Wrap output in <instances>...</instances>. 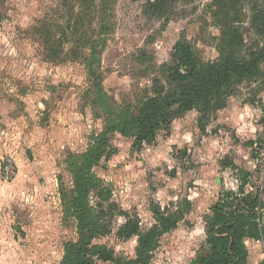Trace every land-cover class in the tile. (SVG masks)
I'll return each mask as SVG.
<instances>
[{"label": "rangeland", "instance_id": "1", "mask_svg": "<svg viewBox=\"0 0 264 264\" xmlns=\"http://www.w3.org/2000/svg\"><path fill=\"white\" fill-rule=\"evenodd\" d=\"M152 1L0 0V264H62L67 244L79 241L77 221L69 213L73 160L92 148L121 110L130 106L134 115L139 112L178 41L186 39L205 63L220 57L224 33L243 39L234 51L241 59L264 46V29L254 22L258 12L264 14V0H175L165 17L151 13ZM230 101L228 111L212 115L205 132L192 111L140 151L132 138L110 134L108 155L94 173L112 191L116 210L139 218L148 230L155 223L153 206L183 208L191 193L213 206L206 185L216 186L221 177L209 182L201 170L214 160L241 163L249 157L255 167V146L237 137L232 119L251 111L262 128L256 140L263 138L264 64ZM240 172L231 169L222 176V188L237 194L235 204L250 192L249 177L244 195L233 182ZM190 215L182 230L194 227L192 222L203 224ZM125 221L117 216L112 234L94 245L134 258L137 238L117 237ZM196 234L163 238L152 264L199 262L210 247L198 243L201 234ZM260 255L264 264V249Z\"/></svg>", "mask_w": 264, "mask_h": 264}, {"label": "trees", "instance_id": "2", "mask_svg": "<svg viewBox=\"0 0 264 264\" xmlns=\"http://www.w3.org/2000/svg\"><path fill=\"white\" fill-rule=\"evenodd\" d=\"M174 1L153 0L150 2L151 13L165 17ZM262 16L264 21L262 12H258L254 19L258 30L264 29ZM221 41L225 42L224 47L226 45L230 52L220 46V57L208 63L196 56L186 39L178 41L171 52V62L161 66L163 78L154 80L153 96L141 102L139 112L134 115L130 106L121 110L114 121L108 120L105 131L95 138L92 148L75 157L71 167L74 189L69 213L77 221L79 241L67 244L62 264H152L162 237L178 227L191 208L190 202L185 198L183 208L176 211L153 206L151 211L155 223L148 230H143L139 218L129 216L122 209L116 210L112 191L94 173V168L108 155L109 135L112 133L132 138L133 148L140 151L145 145L156 142L161 131L169 134L173 122L192 111L199 114L198 127L205 132L212 115L227 108L238 87L255 77L261 71V64H264V46L241 59L234 51L241 47L243 39L233 32L226 37L224 33ZM95 55L96 51L92 56ZM87 67L94 76L91 64L88 63ZM98 91L103 93L104 90L99 86ZM241 173L239 192L244 195L249 173ZM236 197L235 193L226 192L215 206V222L208 230L207 239L211 252L198 264H246L248 251L244 238L261 239L255 213L257 200L252 195H246L235 205ZM117 216L126 220L117 237L121 240L137 238L134 258L118 256L107 245H94L98 237L112 234L113 221Z\"/></svg>", "mask_w": 264, "mask_h": 264}, {"label": "crops", "instance_id": "3", "mask_svg": "<svg viewBox=\"0 0 264 264\" xmlns=\"http://www.w3.org/2000/svg\"><path fill=\"white\" fill-rule=\"evenodd\" d=\"M230 102L231 101H229V104H230ZM229 104H228V106H229ZM227 108H225L224 110H221L219 112L228 111L229 109H227ZM234 111L236 112L237 110H234ZM219 112H217V113H219ZM181 118H179L173 122L170 132L172 131L173 127L176 125L175 123H177L178 120H180ZM232 120H233V123H237V124H235L234 128L237 125V127L235 128L236 129V135L241 141H243L244 139L245 140L248 139V141H251V145L254 147L255 144L258 143L259 140L260 141L262 140V138L256 140L259 136V134H257V133L261 132L262 128H261V125L255 124L253 122L254 118H252V116H251V111H249V112L248 111L247 112L240 111L237 115H235V117ZM253 147H252V151H253ZM251 153H253V152H251ZM230 161L231 162H226V160H214V162L210 163L211 166H204L203 169L201 170V174L204 176L203 178L204 179L206 178L209 182L211 179H214V177H216V175H219L221 177V178H215V181L217 184L216 186H212V184H210V183L206 185L207 187H210V188H208L209 192H206V195L212 196V197L214 196V202H213V200L212 201L210 200V204H212L213 206H211V205L207 206V204H204L203 201L201 203V201L198 198L199 197L198 193L188 194V196H186V199L190 202L191 208L185 213L184 219L179 223L178 227L175 230L171 231L170 233L164 235L162 237V239L167 237L168 235H171V234H174V237H177L178 235H181V232L186 234V238L191 239L192 237H195L197 235L196 231H198L201 234L200 237H198V239H197L198 243H199V241L202 240L203 243H205L204 245L209 246L208 242H207L208 230L213 226V224L215 222V214H214L215 206L221 201L222 197L224 196V194L226 192H233L237 196V194L234 190L225 191L222 188V184H223L222 176H228L227 174L229 173V171L231 169H233L234 171H237V172L246 171V172L250 173V171L254 168V160H252L251 158L249 159V157H246L245 160H241V163H239L237 160H230ZM225 163H228L230 165H225ZM239 168H241V169L239 170ZM242 168L244 170H242ZM232 180L235 184L238 185V190H239L240 186H241V178L239 180V177L238 178L235 177V178H232ZM203 185H205V184H203ZM225 186H227V189L229 188L227 183H225ZM245 189H246V186H245ZM245 193H246V191H245ZM235 205H237V204H235ZM263 205L261 207V213L259 215L256 212V208H255V213L257 215L256 222L260 219V224L258 222H257V224L259 225V229L261 232V239H254L251 237H245L243 240L244 245L248 251V258H247L246 264H259L260 263L259 261H261V255H260L261 249H264V231L262 230L264 228V218H263V224L261 223L262 215L264 214ZM178 208H181V207H178ZM178 208H175V210H173V211H176ZM162 209H164V208H162ZM205 209H207L209 211V213L211 214L210 216L206 217L209 214L204 215L206 213ZM151 213H152V211H151ZM188 213L189 214L191 213L189 219H192V217H195V221H198L200 219L203 224L201 225L200 222L199 223L195 222V225H194V222H192L191 224L194 227H191L188 230H184V229L182 230L183 224H185L186 219H187L186 214H188ZM200 213H202V215H200ZM152 215H153V213H152ZM198 215H200L202 217L198 218L197 217ZM153 218H154V216H153ZM154 221H155V219H154ZM189 243L191 245L196 244L195 241H191V240H189L188 244ZM188 244H186V245H188ZM192 253L196 254L197 252H192ZM254 258H255V260H254ZM192 262H196V261H192ZM196 264H198V262H196Z\"/></svg>", "mask_w": 264, "mask_h": 264}, {"label": "built area", "instance_id": "4", "mask_svg": "<svg viewBox=\"0 0 264 264\" xmlns=\"http://www.w3.org/2000/svg\"><path fill=\"white\" fill-rule=\"evenodd\" d=\"M255 167L249 177L250 184L247 186L252 195L257 200L256 212L261 213V207L264 204V136L261 142L256 143L255 147ZM260 224V219L257 221Z\"/></svg>", "mask_w": 264, "mask_h": 264}, {"label": "water", "instance_id": "5", "mask_svg": "<svg viewBox=\"0 0 264 264\" xmlns=\"http://www.w3.org/2000/svg\"><path fill=\"white\" fill-rule=\"evenodd\" d=\"M191 264H196V262H192Z\"/></svg>", "mask_w": 264, "mask_h": 264}]
</instances>
